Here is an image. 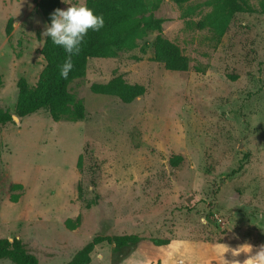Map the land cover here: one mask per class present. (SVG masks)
Returning a JSON list of instances; mask_svg holds the SVG:
<instances>
[{"label": "rangeland", "instance_id": "1", "mask_svg": "<svg viewBox=\"0 0 264 264\" xmlns=\"http://www.w3.org/2000/svg\"><path fill=\"white\" fill-rule=\"evenodd\" d=\"M146 1L164 20L161 35L188 58L186 72L151 60L157 33L149 31L133 50L89 60L85 76L68 85L84 121L53 122L40 110L0 126L2 214L12 217L10 194L25 196L9 192V180L23 186L27 178L28 194L42 200L27 194L28 217L0 222V238L19 236L39 264H66L97 235L137 233L141 241L127 255L101 243L90 264H150L153 243L163 240L264 244V0H244L252 14L233 16L221 37L210 18L218 0ZM64 2L62 10L85 0ZM46 25L34 0H0V107L11 113L18 80L33 86L45 66L37 44ZM116 76L145 93L126 104L90 91ZM176 155L182 160L172 167ZM78 216L76 229L64 226Z\"/></svg>", "mask_w": 264, "mask_h": 264}, {"label": "trees", "instance_id": "2", "mask_svg": "<svg viewBox=\"0 0 264 264\" xmlns=\"http://www.w3.org/2000/svg\"><path fill=\"white\" fill-rule=\"evenodd\" d=\"M171 1L177 6H181L190 0ZM34 4L47 25L51 23V14L54 10L61 9V0H34ZM84 4L91 8L94 14L103 16L104 26L99 31H88L80 46L81 51L72 56L74 67L67 79L60 76V70L68 54L63 47L54 45L50 38L45 37L47 43L43 44L40 50L45 66L33 86H30L23 78L18 80L14 112L11 113L8 109L0 107V126L10 123L13 120V115L22 119L40 110L46 111L53 122L84 121L85 106L81 100L68 91V85L85 76L89 60L113 58L120 51L133 50L137 48V41L149 31L157 33L152 43L151 60L153 62L161 64L165 70L172 72H186L189 69V60L182 54L180 48L161 35L164 20L156 18L150 13L146 0H85ZM157 4L154 3L153 9L158 7ZM251 14L252 10L244 0H218V4L210 16L211 24L217 35L221 37L233 16ZM11 24V19H9L6 34L11 31ZM204 25V23H199L198 27L203 28ZM145 47L144 45L140 48L143 54ZM1 85L2 78L0 76V87ZM90 91L93 94L115 96L123 103L128 104L142 96L145 93V88L138 84L129 85L120 76H116L106 83L92 84ZM181 160V156H173L170 158V165L177 167ZM80 166L81 156L76 162L78 169ZM242 168L243 163L239 162L232 173H238ZM17 190H22V185L10 184L8 186L9 192ZM77 193L79 198L81 193L79 185ZM18 198V194L9 196L11 202H16ZM80 222L81 217L78 216L74 221L65 220L64 226L69 230H74L80 225ZM140 241L141 237L137 233L112 236L97 235L77 251L66 264H90L91 254L95 247L104 242L111 244L115 253L127 255ZM169 242L170 240H163L152 243L154 246H164ZM4 259L13 264H39L37 257L29 251L27 244L19 236L0 238V261Z\"/></svg>", "mask_w": 264, "mask_h": 264}, {"label": "clouds", "instance_id": "3", "mask_svg": "<svg viewBox=\"0 0 264 264\" xmlns=\"http://www.w3.org/2000/svg\"><path fill=\"white\" fill-rule=\"evenodd\" d=\"M68 4L70 6L66 10L59 8L54 10L51 14L50 25H46L41 34L43 37L50 38L54 45L63 47L68 54L60 70V76L64 79L68 78L73 69L72 56L81 51L80 46L88 31H99L104 26L103 16L94 14L86 4ZM46 43L47 41L40 40L37 47H42ZM215 249V264H264V244L254 249V246L248 242L234 248L228 244L217 242ZM226 254H230L231 259H227ZM242 254L245 256L243 261L238 259Z\"/></svg>", "mask_w": 264, "mask_h": 264}, {"label": "crops", "instance_id": "4", "mask_svg": "<svg viewBox=\"0 0 264 264\" xmlns=\"http://www.w3.org/2000/svg\"><path fill=\"white\" fill-rule=\"evenodd\" d=\"M25 118V117H24ZM22 118L21 120H23ZM9 124V123H7ZM6 124V125H7ZM25 179V178H24ZM16 181V180H15ZM18 181V180H17ZM22 183V190L25 196H20V199L16 203L9 202L6 207H14V211L12 212V217L4 216L1 211H7L9 208H0V222L3 221V223L10 224L11 223H18L22 222L28 215L25 214V209L22 208L23 200L24 202L27 198V186L29 184V181L27 178L23 180H19ZM28 182V183H27ZM10 184H15L11 180L7 183V189ZM27 184V186H26ZM21 185V184H20ZM76 186L73 187V190ZM29 199L31 202H38V205H41V199L39 195H36L35 193L28 194ZM42 207L45 206V203H43ZM11 221V223H10ZM3 238H9V237H3ZM231 247H236L237 245L229 244ZM216 244L211 243H204V242H196L191 240H184V239H173L170 240L168 245L164 246H152L151 251L149 252L148 256H146L147 260L150 262V264H215L216 262ZM169 249H171L169 251ZM255 249V248H254ZM227 259H231L230 254H226ZM239 260L243 261L245 259V256L242 254L240 257H238Z\"/></svg>", "mask_w": 264, "mask_h": 264}, {"label": "water", "instance_id": "5", "mask_svg": "<svg viewBox=\"0 0 264 264\" xmlns=\"http://www.w3.org/2000/svg\"><path fill=\"white\" fill-rule=\"evenodd\" d=\"M13 120H18L16 116H12ZM11 241V239H9Z\"/></svg>", "mask_w": 264, "mask_h": 264}]
</instances>
